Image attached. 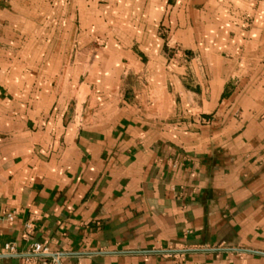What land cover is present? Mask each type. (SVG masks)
Segmentation results:
<instances>
[{
  "label": "crops",
  "instance_id": "crops-1",
  "mask_svg": "<svg viewBox=\"0 0 264 264\" xmlns=\"http://www.w3.org/2000/svg\"><path fill=\"white\" fill-rule=\"evenodd\" d=\"M209 2L105 7L191 43ZM220 4L224 70L176 49L159 100L148 82L77 121L67 45L96 0L0 2V264H264V0Z\"/></svg>",
  "mask_w": 264,
  "mask_h": 264
},
{
  "label": "rangeland",
  "instance_id": "rangeland-1",
  "mask_svg": "<svg viewBox=\"0 0 264 264\" xmlns=\"http://www.w3.org/2000/svg\"><path fill=\"white\" fill-rule=\"evenodd\" d=\"M105 3H108V0H96L97 21L92 32H90V26L87 25L88 22L86 25L83 22L84 33L81 40L74 44L69 38L67 45L68 79H70L71 88L68 94L69 97H72V105L75 104L73 108L77 115V121H79L82 111L87 114L89 111L99 115L107 114L116 108L117 104H111L115 98L122 100L125 97L133 98L136 94L140 96L145 94L143 84L148 82H152L155 86L150 94L159 100L162 89L157 87L158 82L155 81L163 78V72L164 74L165 71L171 72L170 69L175 61L170 62L168 58L179 59L178 55L173 56L176 54V49L183 54V47L191 45L197 50L189 54L185 53V58L188 61H191L194 56H198V61H206L214 70H224L220 0L209 2L211 17L202 18V15H199V19H195L196 35L194 42L192 38L189 39L191 43H188L186 37L182 38L183 41L180 43L177 41L178 38L167 39V32L162 25H158L156 35L154 31L147 28L152 37L128 38L127 31H131L133 34L134 31L138 32L143 27L136 23V15L134 19H124L126 22L122 25L121 20H112V18L120 19L118 12L105 7ZM196 6L201 8L200 3ZM92 13L94 15V11ZM81 15L86 16L84 12ZM86 30L87 33H85ZM162 40L165 41L163 48L165 59H162L157 53V48L162 45ZM168 40L171 45L174 44L172 48L174 52H167L166 42ZM247 52L250 53L251 50L248 49ZM247 66L246 63L244 69H247ZM165 75L170 76L167 73ZM104 84L111 86L103 89Z\"/></svg>",
  "mask_w": 264,
  "mask_h": 264
},
{
  "label": "built area",
  "instance_id": "built-area-1",
  "mask_svg": "<svg viewBox=\"0 0 264 264\" xmlns=\"http://www.w3.org/2000/svg\"><path fill=\"white\" fill-rule=\"evenodd\" d=\"M8 1L9 0H0V2H4V3L8 2ZM6 218L8 220H12L13 213H8L7 216H6ZM4 250H5V253H12L13 250H14V244H12L10 242L5 243L4 244ZM31 252L34 253V254H36V255H39V254L40 255H44V256L47 255V249H46V247L43 246V244L40 243V242L39 243H34L32 245Z\"/></svg>",
  "mask_w": 264,
  "mask_h": 264
}]
</instances>
